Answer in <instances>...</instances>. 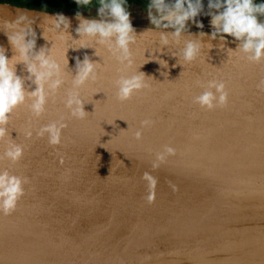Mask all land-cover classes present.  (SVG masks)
I'll return each mask as SVG.
<instances>
[{
    "label": "water",
    "instance_id": "1",
    "mask_svg": "<svg viewBox=\"0 0 264 264\" xmlns=\"http://www.w3.org/2000/svg\"><path fill=\"white\" fill-rule=\"evenodd\" d=\"M77 12L102 19L98 6L47 10L0 1V48L9 60L16 55L10 66L25 89L36 85L8 39L21 30L33 38L32 29L35 51L46 48L63 80L39 117L30 110L31 99L18 106L6 125L10 137L0 139V157L11 143L23 148L16 163L0 159V170L27 178L15 211L0 212V248L47 264H264V90L258 87L264 59L249 62L233 52L239 43L234 38L211 39V27L189 28L179 43L169 37L162 46L160 35L171 28L130 17L141 23L131 21L136 40L129 67L107 46L77 34L82 19ZM57 14L68 27L67 21L56 26ZM201 31L206 34L201 52L187 63L181 49L187 40L201 39ZM85 56L98 63L97 78L74 89L77 60ZM140 72L147 87L119 101L115 81ZM213 80L225 83L228 99L226 106L207 110L194 99ZM76 91L87 112L83 119L65 106ZM146 119L153 124L141 128ZM53 122L66 125L58 145L47 134L37 135ZM165 146L175 149L167 157L209 183L205 203L161 189L148 202L149 189L138 178L158 171L161 164L155 169L153 164ZM146 221L174 228L155 232Z\"/></svg>",
    "mask_w": 264,
    "mask_h": 264
},
{
    "label": "clouds",
    "instance_id": "2",
    "mask_svg": "<svg viewBox=\"0 0 264 264\" xmlns=\"http://www.w3.org/2000/svg\"><path fill=\"white\" fill-rule=\"evenodd\" d=\"M79 6L86 7L92 0H75ZM127 0H99L98 17H108L107 19L84 18L79 12L77 17L81 21L77 34L96 40L97 43L105 45L121 64L131 66L132 57L130 45L135 43L136 35L132 27L130 16L127 11ZM208 11L204 13L203 0H150L148 4L147 17L150 25L157 28H171V33H161L160 43L168 46L172 42L179 43L182 35L189 32V22L195 24L199 29L204 25L196 20L202 13L211 16V39L215 40L220 36L221 40L225 37H232L238 41V48L233 52H241L245 58L252 63H259L264 59V3H256L255 0H208ZM155 13V14H154ZM24 16H21L23 18ZM55 20L59 27L67 19L62 14H57ZM163 21H167L162 25ZM68 21L66 27H68ZM206 34L200 32L201 39H190L181 49V55L185 62L194 61L201 52V40ZM31 37L23 30L8 37L14 51L19 53L22 58L21 63L26 66L29 73L28 79L36 85L34 91H27L24 87V80L16 74L15 66H10V62L16 55L9 60L0 48V139L9 135L6 125L9 122L10 114L26 99H31L30 110L39 117L45 110L48 95L54 94L63 84L61 79V68L59 63L48 53L46 48L35 51V33L31 29ZM80 38V39H81ZM223 46V45H222ZM211 47V45H210ZM229 51H232L229 49ZM161 64H163V61ZM98 63H93L87 56L81 62L77 60L76 75L73 78V88L83 87L90 79L97 78ZM34 78V79H33ZM117 88V99L125 102L131 99L134 93L147 87L145 74L140 72L131 76H120L115 81ZM47 86V91H46ZM258 87L264 90V80ZM207 89L199 96L195 97L194 102L201 108L213 110L216 107H224L227 104L228 93L225 90L224 82L209 81ZM214 89L215 91H212ZM71 115L77 119H83L86 115L84 103L79 98V92L69 93L65 104ZM153 124L151 120L141 122V128L149 127ZM66 127L63 123L53 122L39 130L37 135H48L51 145H58L61 140V131ZM31 135V132L28 133ZM137 140L142 138V132L137 130L134 133ZM175 149L165 146L163 152L157 153L153 168L159 167L168 155H174ZM23 155V148L15 143H11L4 152V157L11 162H18ZM142 179L148 182L149 194L147 200L151 203L155 198V186L157 179L149 172H145ZM27 183V178L11 174L8 170H0V212L5 215L15 211L17 202L24 195L23 185Z\"/></svg>",
    "mask_w": 264,
    "mask_h": 264
},
{
    "label": "bare ground",
    "instance_id": "3",
    "mask_svg": "<svg viewBox=\"0 0 264 264\" xmlns=\"http://www.w3.org/2000/svg\"><path fill=\"white\" fill-rule=\"evenodd\" d=\"M98 16V13L96 14ZM108 18V17H102ZM135 23H141L139 21L131 20ZM158 171L154 170L151 174L157 179L155 189H161L168 192L171 196H183L201 203L207 201L208 191L210 189L209 183L201 179L197 174L191 171L183 162L176 158L166 157L163 163H160ZM144 174V173H143ZM139 180L145 189H149L148 182L144 179ZM166 194V193H165ZM168 195V194H167ZM188 198V199H189ZM144 225L155 232H171L173 230L171 224L157 225L151 221L144 222ZM0 264H47L39 258H32V255H21L18 251L2 249L0 248ZM55 264V263H54ZM61 264V263H57Z\"/></svg>",
    "mask_w": 264,
    "mask_h": 264
},
{
    "label": "rangeland",
    "instance_id": "4",
    "mask_svg": "<svg viewBox=\"0 0 264 264\" xmlns=\"http://www.w3.org/2000/svg\"><path fill=\"white\" fill-rule=\"evenodd\" d=\"M0 1H5V0H0ZM6 2L13 3V4H21V5H24L27 7H39V8L47 9V10H76L79 8H83V6H79L78 4L68 5L66 0H11V1H6ZM255 2L259 4V3H262L263 0H255ZM207 5H208V3L203 4L204 13H206L208 11ZM84 8H86V7H84ZM146 16H147V13L146 14L140 13V14H131L130 17L133 19H138V20H142L143 18L148 20V18ZM260 19L264 20V17H260ZM196 20L198 22L202 23L204 25V27H211V23H210L211 16H208V15H205L202 13L201 15H199L196 18ZM166 23H167V21H163L162 25L166 24ZM189 28H197V27L195 26L194 23L189 22ZM197 29H199V28H197Z\"/></svg>",
    "mask_w": 264,
    "mask_h": 264
},
{
    "label": "trees",
    "instance_id": "5",
    "mask_svg": "<svg viewBox=\"0 0 264 264\" xmlns=\"http://www.w3.org/2000/svg\"><path fill=\"white\" fill-rule=\"evenodd\" d=\"M149 3H150L149 0H127L125 6L127 8H131L132 6H136V7H139L140 9H142V10H147ZM74 4H77L75 2V0L74 1L69 0L68 5H74ZM93 6H99V0L92 1L91 4H89V5L86 6V8L93 7ZM83 8H84V6H83ZM77 10L78 9H76L74 11H77Z\"/></svg>",
    "mask_w": 264,
    "mask_h": 264
},
{
    "label": "flooded vegetation",
    "instance_id": "6",
    "mask_svg": "<svg viewBox=\"0 0 264 264\" xmlns=\"http://www.w3.org/2000/svg\"><path fill=\"white\" fill-rule=\"evenodd\" d=\"M5 1H11V0H5ZM71 1H74V0H71ZM92 1H94V0H92ZM66 2L69 3V0H66ZM262 3H264V0Z\"/></svg>",
    "mask_w": 264,
    "mask_h": 264
}]
</instances>
